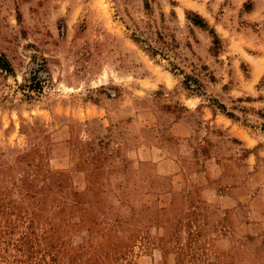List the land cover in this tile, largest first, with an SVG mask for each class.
I'll list each match as a JSON object with an SVG mask.
<instances>
[{
	"label": "rangeland",
	"instance_id": "374dc122",
	"mask_svg": "<svg viewBox=\"0 0 264 264\" xmlns=\"http://www.w3.org/2000/svg\"><path fill=\"white\" fill-rule=\"evenodd\" d=\"M0 264H264V0H0Z\"/></svg>",
	"mask_w": 264,
	"mask_h": 264
},
{
	"label": "trees",
	"instance_id": "16d2710c",
	"mask_svg": "<svg viewBox=\"0 0 264 264\" xmlns=\"http://www.w3.org/2000/svg\"><path fill=\"white\" fill-rule=\"evenodd\" d=\"M193 23L201 28H205L207 26L206 22H204L203 18L198 16L197 14H195V18L192 19ZM214 37H216V34L214 33V31L212 29L209 30ZM3 67V66H2ZM232 115V114H230Z\"/></svg>",
	"mask_w": 264,
	"mask_h": 264
}]
</instances>
